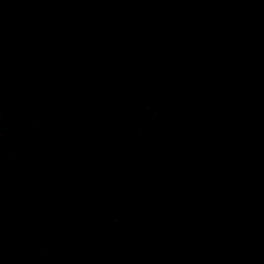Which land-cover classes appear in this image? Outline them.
Returning a JSON list of instances; mask_svg holds the SVG:
<instances>
[{"label": "trees", "instance_id": "16d2710c", "mask_svg": "<svg viewBox=\"0 0 264 264\" xmlns=\"http://www.w3.org/2000/svg\"><path fill=\"white\" fill-rule=\"evenodd\" d=\"M2 49L0 43V264H264V148L245 144L234 172L232 163L228 168L220 161L221 144L200 118L189 127L163 119L145 123L121 112L114 116L112 94L129 78L117 73L103 106L81 120H64L60 139L45 137L39 142L43 151L33 157L11 142L9 121L17 116L23 126V108L16 105H25L26 97L17 96L23 87L9 96L3 86ZM134 83L137 95L169 101L188 115L192 110L181 81L153 88ZM190 128L201 133L202 142L198 137L189 142ZM13 152L15 159L4 168ZM63 158L92 178L108 177L118 226L103 233L89 227L86 219L93 214L80 210L74 173L55 178L49 172ZM217 165L223 177L234 172L238 178L226 186L213 173ZM26 185L39 189L42 208L29 205L33 200L26 194L21 198ZM45 211L58 220L44 221Z\"/></svg>", "mask_w": 264, "mask_h": 264}, {"label": "rangeland", "instance_id": "374dc122", "mask_svg": "<svg viewBox=\"0 0 264 264\" xmlns=\"http://www.w3.org/2000/svg\"><path fill=\"white\" fill-rule=\"evenodd\" d=\"M15 1L33 2V0ZM44 16L46 21L53 18L52 12H45ZM60 31H65V28ZM203 42L206 40L202 41L199 36L192 33L191 29L167 21L151 24L150 28L136 35L134 39L125 41L123 58L114 71L112 79L117 73L129 78L123 82L120 92L117 90L112 94L111 108L114 116L120 112L124 115L130 114L145 123L163 119L192 127L194 120L200 118L204 124H208V130L214 137V142L221 144L223 154L220 156V161L226 160L227 163L224 167L228 168L232 163V169L236 172L242 162L239 154L243 151L245 144L248 145L252 142L255 149L260 151L264 148V46L258 43L253 45V49L244 51L233 49V47L228 48L227 45L220 43L214 50ZM58 47L61 48V46ZM70 63L73 64L72 61ZM170 69L172 73L168 75ZM144 72L154 73L155 76L143 77ZM153 79L155 83L150 82ZM171 79L176 83L181 81L182 90L187 91L188 97L192 98L191 102L194 104L189 115L178 110L169 101L152 96L143 97L135 93L139 87H136L134 82L139 84L140 81L141 87L153 88L154 85L161 86ZM111 80L103 86V95L99 103L94 105L95 107L75 104L67 105L69 107L61 110L50 108L48 116L42 122L40 121V124L38 123L36 129L33 128L35 129L32 133L33 142L21 143L17 146L10 131L14 149L28 150L33 153V157H36L39 152L43 151L40 149L42 147L39 142H43L45 137L60 139L59 128L64 120L66 121L68 118H71L72 121L81 120L83 116L93 113L103 106ZM176 83H173L172 86ZM21 84L20 87H23ZM17 96L23 99L26 97V104L17 103L16 109L21 112L23 108L21 119L22 122L23 120L27 122L30 116H26L24 109H26L28 97L22 92V89L17 90ZM1 112L5 113L4 110ZM16 121L19 123L17 116L11 117L10 130ZM20 128L22 130L23 126ZM189 136V142H195L196 137H198L196 142H200L203 137L201 133L195 132L194 128H190ZM100 140L98 137L94 145L99 146ZM14 159L13 152L4 159L3 167H8L11 160ZM222 168L223 166L217 165L214 167L213 173L218 172L222 176ZM66 170H68L66 173L69 171L74 173L71 175L76 184L80 210L83 208L84 215L88 212L93 214L92 217L86 219V222H89V227L92 229V225L97 226L99 233H103L111 229L113 225L118 226L117 215L111 211V208H115V204L112 194L108 191L106 180L108 177L92 178L91 173L78 169V165L67 158L58 160L49 172L55 178H59ZM234 172H225L227 176H222L227 180L226 186L230 185L229 181L238 178ZM64 183L65 181H60V184H63L62 187H64ZM31 186L26 185L23 189L21 188V198L25 199L23 194H26L33 200H28L29 205L41 207L37 206L41 201V192L37 187L32 188ZM48 204L45 201L44 207ZM42 218L44 221L51 222L58 220L57 217L47 215L46 211ZM260 251L264 254L262 249ZM172 264L178 263L173 261Z\"/></svg>", "mask_w": 264, "mask_h": 264}, {"label": "flooded vegetation", "instance_id": "af4514ba", "mask_svg": "<svg viewBox=\"0 0 264 264\" xmlns=\"http://www.w3.org/2000/svg\"><path fill=\"white\" fill-rule=\"evenodd\" d=\"M162 21L191 29L214 50L264 46V0H0L2 83L9 96L22 83L28 97L30 119L11 127L15 142H33L36 128L24 130L40 110L39 124L50 108L99 103L125 41Z\"/></svg>", "mask_w": 264, "mask_h": 264}, {"label": "water", "instance_id": "95a60500", "mask_svg": "<svg viewBox=\"0 0 264 264\" xmlns=\"http://www.w3.org/2000/svg\"><path fill=\"white\" fill-rule=\"evenodd\" d=\"M40 115H41V110L33 115V117L31 118V120L29 121L28 125L26 126L24 130L25 135H29L30 131L38 125ZM21 143L22 142H16V145L19 146Z\"/></svg>", "mask_w": 264, "mask_h": 264}]
</instances>
